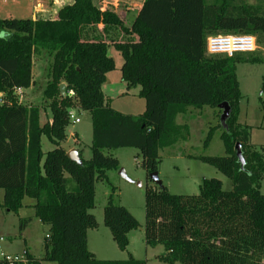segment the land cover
I'll list each match as a JSON object with an SVG mask.
<instances>
[{"label": "trees", "instance_id": "1", "mask_svg": "<svg viewBox=\"0 0 264 264\" xmlns=\"http://www.w3.org/2000/svg\"><path fill=\"white\" fill-rule=\"evenodd\" d=\"M85 26H112L137 41L83 40ZM253 36L264 48V5L237 4L234 0H144L132 30L110 10L94 0H74L55 20L0 18V191L2 207L19 214L26 198L33 199L35 217L49 225L44 255L29 250L26 264H146L127 260H97L88 247V231L98 222L96 183L119 168L106 152L133 148L142 167L158 173L160 150L189 137L188 125L176 118L189 108H231L228 129L220 136L224 157L197 159L217 168L233 184L223 190L218 179H204L198 195H172L165 187L146 190L145 240L148 247L163 246L159 259L166 264H264V149L250 145L251 128L239 122L240 83L238 63H264V58L211 55L207 39L214 36ZM122 58V81L127 91L140 88L145 111L134 117L110 106L102 87L116 69L109 48ZM49 57L44 105L23 103L18 90L35 84V57ZM65 84V96L60 85ZM74 93L73 96L69 92ZM264 92V88H263ZM128 94V93H127ZM80 108L91 114L92 157L82 165L70 160L62 144L71 123L69 113ZM41 110L51 120L42 124ZM217 127L204 141L208 148ZM54 146L43 151V137ZM240 143L245 166L236 152ZM31 219L20 218V230ZM104 224L122 251L129 234L140 227L124 207L111 197L104 210ZM2 264V263H0ZM25 264V263H19Z\"/></svg>", "mask_w": 264, "mask_h": 264}, {"label": "rangeland", "instance_id": "2", "mask_svg": "<svg viewBox=\"0 0 264 264\" xmlns=\"http://www.w3.org/2000/svg\"><path fill=\"white\" fill-rule=\"evenodd\" d=\"M96 1L98 4V0ZM133 1L132 7L135 9V6L139 5L141 1ZM234 1L237 4L264 5V0ZM106 7L119 11L120 15L125 18V22H127V11L130 7L127 5V0H107ZM0 8L7 10L11 7L10 5L3 6L0 4ZM23 12L17 13L16 19H31L25 17L27 11ZM121 36L119 34L117 37H112L114 39L111 42L126 41V35H123V38ZM257 46L255 55L251 53L238 55L244 58L252 55L264 58L263 46ZM108 53L116 63V69L110 72L111 76L104 90L105 95L111 98L109 101L110 106L113 109L124 113H132L135 116L143 114L145 100L139 96L140 88H134L128 91L127 94L126 84L121 80V66L124 61L121 54L113 47L109 48ZM48 63L49 57L47 54L35 57L33 75L37 82V89L33 96L25 94L21 98L23 103L39 107L44 105L43 91L47 84ZM236 68L242 94L239 122L251 128L250 145L255 149H264V63L242 62L238 63ZM189 110L186 114H180L176 118L177 125H188L190 127L189 137L186 140H179L173 146L166 147L159 152L158 176L162 186L149 178L142 167L143 158L138 150L122 148L106 152L107 155L111 154L118 159L119 168L109 171L106 180H99L96 183L95 208L90 212L96 217L98 230L91 229L88 234L89 249L96 254V259L122 261L133 255L135 258L147 261L148 264H166L159 259V256L164 253L163 246L159 245L152 248L146 245V190L148 188L160 190L165 187L172 195L193 196L200 193V185L204 179L214 178L223 183L224 191L232 190V181L227 176L217 168L197 159L201 156H226L225 147L220 138L222 129L219 127L218 109L204 107L203 109L190 108ZM73 111L75 117L80 119V123H74L71 120L66 131L67 139L62 146L66 150L80 147L84 150V158L87 160L92 157L93 125L91 114L79 107L73 109ZM41 119H45L44 110H41ZM212 127H217V130L210 146L205 148L204 141ZM76 136H78V145H76ZM53 149L54 146L44 136L43 151L48 152ZM79 154L81 153L79 152ZM121 170L125 172L129 180L122 177ZM261 192L264 194V181L262 182ZM111 197L114 205L126 208L140 223V227L132 231L129 236L130 244L126 251L120 250L113 240L110 230L104 224V210ZM2 203L3 197L0 193V250L12 255L29 250L36 258L43 257L44 244L49 236L50 226L40 222L35 217L33 209L24 208L22 218L31 220L21 231V217L13 212H8L1 206ZM29 203H34V200L26 198L24 204L28 205Z\"/></svg>", "mask_w": 264, "mask_h": 264}, {"label": "crops", "instance_id": "3", "mask_svg": "<svg viewBox=\"0 0 264 264\" xmlns=\"http://www.w3.org/2000/svg\"><path fill=\"white\" fill-rule=\"evenodd\" d=\"M140 1H141L140 4L136 5L135 9H134V7H132L134 4V1L133 0H127V5L130 6L128 9L129 11H127V22H125V18L120 15L119 11H116L112 8L106 7L107 0H98V4H97V1L94 0V3L101 10H110V11L116 13L123 20L125 27L129 31H131L133 24L136 21L138 13H139V11L142 7V4L144 2V0H140ZM73 2H74V0H28V1H25V0H0V4H2L3 6H5V5L9 6L10 5V7H11L10 9H7V10L0 8V18H16L17 13L27 11V16H25V17H30L33 20H55L58 17V12L60 11V9H62L64 6L72 4ZM80 31H81V38L83 40H87V41L88 40H103V41H106L108 43H111L112 39H114L112 37H114V36L117 37L120 34V35H122L121 38H123V35H126L120 29H118L116 27L104 26L102 24L96 25V26H85V25H83V23H80ZM125 40L126 41H137L138 36L135 34H127ZM121 68H122V66H121ZM110 76H111V74L108 73L106 76V81L102 87L104 95H105L104 90L108 84L107 81H109ZM121 80H122V77H121ZM36 89H37V82L35 81V84H33V86L31 88L22 91L23 97L25 94L29 95V96H31V95L33 96ZM127 93H128V91H127ZM105 97L109 98V96H107V95H105ZM108 100L110 101L111 98H109ZM189 109H188V111H190ZM117 111H119V110H117ZM44 112H45V119L42 120V124L51 120L50 111L46 110ZM122 113L137 117L132 113H124V112H122ZM76 140H77L76 145H78V136H76ZM71 150H77L78 153L80 152L82 154L83 159L85 160L83 149H81L79 147V148H73ZM71 150H67V152L71 151ZM81 151H83V152H81ZM87 160H90V158ZM0 193H2V197H3L4 192L0 191ZM34 204H35V201H34V203H29L28 205L24 204V207L19 211L18 215L22 218L23 217L22 212L24 211V208L31 210V209H33L32 206ZM97 228L93 229V230H98ZM89 231H88V234H89ZM131 233L129 234V236L131 235ZM88 247H89V242H88ZM24 252H25V250L22 253H24ZM90 252L96 258V254L93 253L92 250H90ZM22 253H20V254H22ZM130 256L135 258V256H133V255H130ZM97 259H99V258H97ZM135 259L140 260L138 258H135ZM99 260H104V259H99ZM145 262H146V264H148L147 261H145Z\"/></svg>", "mask_w": 264, "mask_h": 264}, {"label": "built area", "instance_id": "4", "mask_svg": "<svg viewBox=\"0 0 264 264\" xmlns=\"http://www.w3.org/2000/svg\"><path fill=\"white\" fill-rule=\"evenodd\" d=\"M257 40L253 36L245 35H227V36H214L207 39V51L211 55H224L228 57H234L241 53H255L257 52ZM23 90H18L17 93L21 98ZM69 95L73 96L72 91ZM2 94H0V105L3 103ZM69 117L74 123H80V119L76 118L74 111L69 113ZM2 241V239H1ZM0 263L2 264H19L28 263L24 254H9L0 250Z\"/></svg>", "mask_w": 264, "mask_h": 264}, {"label": "water", "instance_id": "5", "mask_svg": "<svg viewBox=\"0 0 264 264\" xmlns=\"http://www.w3.org/2000/svg\"><path fill=\"white\" fill-rule=\"evenodd\" d=\"M65 89H66V85L65 84H61L60 85V93L62 96H65ZM219 109L222 110V114L220 116V124L222 125L223 128L228 129L227 126V120L230 118L231 115V108L229 106L228 103H223L219 106ZM236 152H237V157L238 160L242 166V168H244L245 166V159L243 157L242 154V149H241V145L240 143H238L236 145ZM67 156L70 160H72L73 162H76L79 165H82V161L80 159L79 153L77 150H71L67 153ZM120 174L122 175V177H124L126 180H129V178L127 177V175L125 174V172L123 170H121ZM150 179H152L156 184L162 186V183L159 179L158 173H153L149 176Z\"/></svg>", "mask_w": 264, "mask_h": 264}]
</instances>
